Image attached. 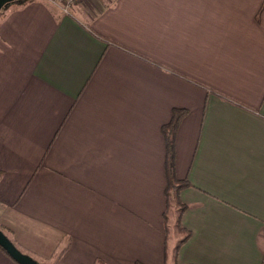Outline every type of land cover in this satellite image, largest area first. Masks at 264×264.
<instances>
[{
  "label": "crops",
  "instance_id": "0c3cea01",
  "mask_svg": "<svg viewBox=\"0 0 264 264\" xmlns=\"http://www.w3.org/2000/svg\"><path fill=\"white\" fill-rule=\"evenodd\" d=\"M12 3L0 225L17 248L56 264H264V0ZM175 109L190 235L179 245L177 228L168 254ZM0 264L18 263L0 249Z\"/></svg>",
  "mask_w": 264,
  "mask_h": 264
},
{
  "label": "trees",
  "instance_id": "16d2710c",
  "mask_svg": "<svg viewBox=\"0 0 264 264\" xmlns=\"http://www.w3.org/2000/svg\"><path fill=\"white\" fill-rule=\"evenodd\" d=\"M185 111H186L185 109H175L173 111L171 120L162 126V133L164 136L165 150H166L165 162H164L165 174H166V188H165V194H166V198H167L166 204H167V206H169L170 198L172 196H175V201L179 206V213H178L176 225H177V228L179 231H185L184 237L178 243L179 245L190 235V232L188 230H185V228H183L180 224V215L183 212L185 205L178 200L179 191L182 188L189 186L190 183L186 179H178L174 173L175 131L177 128V124H178L181 116L185 113ZM177 247H178V245L176 246V248ZM0 249L3 252H5V250L1 246H0ZM22 252H24V251H22ZM24 253H26V252H24ZM26 254H28V253H26ZM39 264H48V263L47 262H41V263L39 262ZM49 264H51V263H49ZM52 264H56V262H54Z\"/></svg>",
  "mask_w": 264,
  "mask_h": 264
},
{
  "label": "rangeland",
  "instance_id": "374dc122",
  "mask_svg": "<svg viewBox=\"0 0 264 264\" xmlns=\"http://www.w3.org/2000/svg\"><path fill=\"white\" fill-rule=\"evenodd\" d=\"M26 1H28V0H15V1H13V3L11 5H17L18 3L23 4ZM8 5H10V4H6L0 9V12H2V14L9 7ZM178 213H179V206L175 201V196H172L170 198V209H169V215H168L169 216L168 248H167V252H169L168 254H172V252H173L172 245L173 244L175 245L177 243V240H179L183 235V233H181V234L177 233V226L175 225L176 221H177ZM0 228L4 231V233L8 236V238H10V240H13V237H10L9 229H6V228L2 227L1 225H0ZM174 251H175V248H174ZM57 255H58L57 253H54L53 257H50V258L46 259L45 261L47 263H54L57 260ZM30 256H32V255H30ZM167 258H168V256H167ZM36 261L40 262V263L43 262V261H38V260H36Z\"/></svg>",
  "mask_w": 264,
  "mask_h": 264
},
{
  "label": "water",
  "instance_id": "95a60500",
  "mask_svg": "<svg viewBox=\"0 0 264 264\" xmlns=\"http://www.w3.org/2000/svg\"><path fill=\"white\" fill-rule=\"evenodd\" d=\"M15 0H0V9ZM0 246L18 264H39L32 256L22 252L0 228Z\"/></svg>",
  "mask_w": 264,
  "mask_h": 264
},
{
  "label": "built area",
  "instance_id": "2783aa9c",
  "mask_svg": "<svg viewBox=\"0 0 264 264\" xmlns=\"http://www.w3.org/2000/svg\"><path fill=\"white\" fill-rule=\"evenodd\" d=\"M47 2L56 5L63 15L69 14L72 5L81 3L86 0H46Z\"/></svg>",
  "mask_w": 264,
  "mask_h": 264
}]
</instances>
